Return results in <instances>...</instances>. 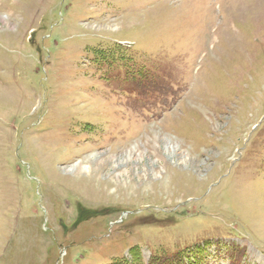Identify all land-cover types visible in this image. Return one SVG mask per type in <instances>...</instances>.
<instances>
[{"label":"rangeland","instance_id":"374dc122","mask_svg":"<svg viewBox=\"0 0 264 264\" xmlns=\"http://www.w3.org/2000/svg\"><path fill=\"white\" fill-rule=\"evenodd\" d=\"M132 251L264 264V0H0V264Z\"/></svg>","mask_w":264,"mask_h":264},{"label":"trees","instance_id":"16d2710c","mask_svg":"<svg viewBox=\"0 0 264 264\" xmlns=\"http://www.w3.org/2000/svg\"><path fill=\"white\" fill-rule=\"evenodd\" d=\"M133 252V261H129L127 259L121 258V259H116L114 260L112 263L110 264H140L141 263V258H140V254H137L136 252Z\"/></svg>","mask_w":264,"mask_h":264},{"label":"bare ground","instance_id":"6f19581e","mask_svg":"<svg viewBox=\"0 0 264 264\" xmlns=\"http://www.w3.org/2000/svg\"><path fill=\"white\" fill-rule=\"evenodd\" d=\"M85 167V166H84ZM84 167H82L83 168V171H86V168H84Z\"/></svg>","mask_w":264,"mask_h":264}]
</instances>
